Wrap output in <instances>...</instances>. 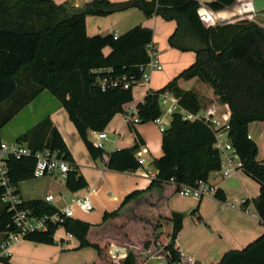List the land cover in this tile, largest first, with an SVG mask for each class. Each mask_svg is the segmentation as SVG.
Wrapping results in <instances>:
<instances>
[{"label":"trees","instance_id":"1","mask_svg":"<svg viewBox=\"0 0 264 264\" xmlns=\"http://www.w3.org/2000/svg\"><path fill=\"white\" fill-rule=\"evenodd\" d=\"M236 0H215L207 5L218 11ZM136 8L149 18L159 16L175 21L176 30L168 39L170 47L193 51L195 62L159 91H149L136 106L139 122H153L159 115V96L171 92L180 106L193 114L200 110L196 95L182 91L179 79L198 78L208 84L230 112L229 137L241 162V170L260 186L259 196L251 201L264 224V160L256 161L257 145L248 137V125L264 122V28L247 19L206 27L199 19L200 4L194 0H128L113 3L91 0L80 7L52 0H0V105L18 90V82L27 75L38 91H49L66 111L93 160L104 151L87 138L88 131L103 132L112 117L123 112L132 101V90L95 86L94 70L111 69L113 76L138 79V66L149 61L146 46L152 42L150 29L134 27L115 37L87 36V16H108ZM110 48L108 55L103 49ZM5 119L2 124L6 121ZM30 150L29 156H9L5 163L11 184L18 193L20 182L33 178L35 154L48 150L70 164L65 177L69 192L87 187L57 129L47 118L20 136L16 142ZM214 132L202 121H184L172 117L162 133V157L154 161L155 177L144 191L127 195L120 207L104 213L99 225L64 218L59 226L49 225L25 240L54 244V234L62 228L78 240L79 248L95 250L93 264H113L109 247L116 243L127 249L123 264H143L153 254L165 256L167 264H180L175 240L182 229L181 214L163 211L162 195L166 188L178 193L182 185L195 187L206 182L221 167L214 148ZM141 140L137 133L129 149L114 151L105 163L107 170L134 172L140 168L134 152ZM3 189L0 187V196ZM224 202L223 193L214 191ZM245 201L243 205L247 204ZM36 217L52 215L53 205L32 200L23 204ZM164 207V206H163ZM13 231L12 213L4 206L0 214V233ZM159 244L161 246H159ZM8 263V257H0ZM217 264H264V233L239 251L227 252Z\"/></svg>","mask_w":264,"mask_h":264},{"label":"crops","instance_id":"2","mask_svg":"<svg viewBox=\"0 0 264 264\" xmlns=\"http://www.w3.org/2000/svg\"><path fill=\"white\" fill-rule=\"evenodd\" d=\"M60 5L66 2L80 7L91 0H52ZM113 3L128 0H108ZM150 1V0H147ZM200 4L198 14L206 13L215 25L235 23L247 19L263 27L264 0H236L232 5L213 11L207 5L215 0H194ZM243 7H248L245 10ZM150 29L153 33L152 45L161 63L162 69L151 74L148 84H139L132 89V101L123 106V112L112 117L103 132L102 159L93 160L74 125L69 120L62 104L47 90L38 91L27 75L18 82V90L11 100L0 105V144H13L16 140L45 119H49L60 134L79 173L87 187L77 192H69L65 187V178L43 176L32 178L18 184V194L24 202L43 201L52 194L54 207H71L72 219L91 225H99L103 214L117 210L124 198L132 192L146 190L156 175L154 161L162 157V133L153 122H139L136 106L143 101L149 91H159L183 70L195 62L193 51L182 52L170 47L168 39L176 30L175 21H166L159 16L145 17L142 11L130 8L108 16H87L85 28L87 36H121L134 27ZM103 55L110 48L103 49ZM177 86L182 91L193 92L198 100L199 115L207 109L215 111L214 118L229 119V109L219 101L213 89L198 78L179 79ZM169 92V91H168ZM7 119L3 124L2 122ZM169 126V125H168ZM167 126V127H168ZM101 132L88 131V140L95 145ZM141 144L134 156L143 160L140 168L134 172H115L107 170L105 163L108 155L114 151L129 149L135 142V134ZM248 137L257 145L256 161L264 160V122H252L248 125ZM139 163V162H138ZM207 184L223 193L224 202L216 200L213 193L197 198L181 196L166 188L162 195L163 211L166 214H181L182 229L175 240V248L180 253V264H217L229 251H239L264 233V224L256 214L251 201L259 196L260 186L241 168H237L228 177L217 171L212 172ZM88 194L93 205L92 211L85 212L72 202L77 197ZM245 201L247 204L242 205ZM4 205L0 202V214ZM6 233H0L1 245ZM78 240L58 228L54 234V244L35 243L19 240L8 248V263L0 264H93L95 250L91 247L79 248ZM124 248L125 254H111V247ZM113 264H123L127 249L116 243L109 247ZM1 257V256H0ZM143 264H167L165 256L153 254Z\"/></svg>","mask_w":264,"mask_h":264},{"label":"built area","instance_id":"3","mask_svg":"<svg viewBox=\"0 0 264 264\" xmlns=\"http://www.w3.org/2000/svg\"><path fill=\"white\" fill-rule=\"evenodd\" d=\"M245 10L248 7H243ZM200 21L206 26H214V20L204 12L198 14ZM264 28V25H263ZM146 53L149 57V61L145 64L138 66V72L140 76L138 79L127 78L125 76H113L111 75V69L94 70L95 74V86L101 91L108 89H122L132 90L139 84H148L151 78V74L155 71L162 69L159 58L156 54V50L152 43L146 46ZM158 107L160 115L153 121L158 126V129L163 133L168 127L172 117L176 114L180 115L184 121H202L214 132L215 143L214 148L217 150L220 157V169L217 171L221 173L223 177H228L235 169L241 167V162L235 149L230 142L229 133V119L220 120L214 118L215 111L207 109L204 115L198 113L193 114L186 111L180 106L179 99L175 97L171 92L165 91L159 96ZM106 133L101 132L95 147L103 149V143L106 140ZM30 150L24 146H19L16 143L13 144H0V187L3 192L0 196V202L12 213L13 231L6 233V238L1 245L2 254L1 257H8V248L13 243L24 239L30 233L37 231H46L49 225H61L64 218H71L73 215L71 207H65L58 209L55 207L56 212L52 215H44L42 217H36L32 214V211L28 208H24L25 203L18 193H16L15 187L11 184L8 169L6 167V159L9 156L20 158L21 156H29ZM35 168L33 171V177L43 176H59L65 178L66 174L70 170V164L61 159L57 152H51L48 150L35 154ZM139 164L143 163V160L138 161ZM214 193V190L207 184V182L199 181L195 187L182 185L177 194L181 196H193L203 197ZM43 202L53 205L55 197L49 194L44 197ZM81 210L85 212L92 211L93 205L91 203L88 194L81 197H77L72 202ZM243 205V203H242ZM54 206V205H53Z\"/></svg>","mask_w":264,"mask_h":264},{"label":"water","instance_id":"4","mask_svg":"<svg viewBox=\"0 0 264 264\" xmlns=\"http://www.w3.org/2000/svg\"><path fill=\"white\" fill-rule=\"evenodd\" d=\"M126 250L124 248L113 246L111 247V254L117 255V254H125Z\"/></svg>","mask_w":264,"mask_h":264},{"label":"rangeland","instance_id":"5","mask_svg":"<svg viewBox=\"0 0 264 264\" xmlns=\"http://www.w3.org/2000/svg\"><path fill=\"white\" fill-rule=\"evenodd\" d=\"M153 73H155V72H153ZM159 246H161V245L159 244Z\"/></svg>","mask_w":264,"mask_h":264}]
</instances>
